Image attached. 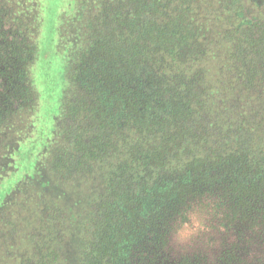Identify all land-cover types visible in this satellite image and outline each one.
<instances>
[{"label":"trees","instance_id":"trees-1","mask_svg":"<svg viewBox=\"0 0 264 264\" xmlns=\"http://www.w3.org/2000/svg\"><path fill=\"white\" fill-rule=\"evenodd\" d=\"M248 3L76 0L53 135L11 181L22 141L42 137L43 0H0V212L20 198L84 216L79 264H264V3L246 18ZM196 207L221 232L214 256L174 251ZM40 252L21 264L58 256Z\"/></svg>","mask_w":264,"mask_h":264},{"label":"rangeland","instance_id":"rangeland-1","mask_svg":"<svg viewBox=\"0 0 264 264\" xmlns=\"http://www.w3.org/2000/svg\"><path fill=\"white\" fill-rule=\"evenodd\" d=\"M262 4L248 3L250 7L243 12L245 17L256 16L257 9ZM75 5L76 0H43V23L38 39V56L32 69L40 94L37 116L39 135L42 132V137L22 141L16 154L19 170L9 174L11 181L25 174L27 170L32 172L37 163L36 154L53 135L55 119L61 110L67 84L68 54L60 45L61 23L64 15L70 16L75 12ZM220 15L221 10L220 13L218 12V16ZM8 179L9 177L3 182ZM2 187L5 188L3 184ZM9 195L6 197L7 201L11 199ZM68 196L69 200L73 199L72 195ZM65 200L60 203L65 205L68 199ZM29 201H34L33 195ZM59 207L60 205H54L50 209ZM39 209L34 202H26L18 198L16 201L12 199L11 203L0 212V264H21L23 258H41L40 249L45 243L51 249L55 248L58 254L57 258L53 256L55 259L53 264H79L82 245L87 238L84 216H80L81 219L75 221L72 216L62 215L55 217L56 220L44 219ZM60 210L62 211V208ZM195 212L200 213L205 230L199 231L195 238L184 246L177 245L173 235L174 251L184 253L197 250L214 256L221 241V232L212 224L215 222L211 221L204 209L200 210L196 207L191 214ZM187 226H194V222Z\"/></svg>","mask_w":264,"mask_h":264},{"label":"clouds","instance_id":"clouds-1","mask_svg":"<svg viewBox=\"0 0 264 264\" xmlns=\"http://www.w3.org/2000/svg\"><path fill=\"white\" fill-rule=\"evenodd\" d=\"M189 219L194 222V226L189 227L184 225L177 228L174 232V242L179 246L189 244L199 231L205 230L203 227V219L199 212L193 213Z\"/></svg>","mask_w":264,"mask_h":264},{"label":"flooded vegetation","instance_id":"flooded-vegetation-1","mask_svg":"<svg viewBox=\"0 0 264 264\" xmlns=\"http://www.w3.org/2000/svg\"><path fill=\"white\" fill-rule=\"evenodd\" d=\"M251 3H264V0H248Z\"/></svg>","mask_w":264,"mask_h":264}]
</instances>
